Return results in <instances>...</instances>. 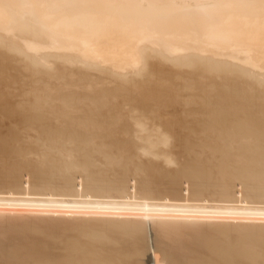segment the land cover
Instances as JSON below:
<instances>
[{
    "label": "bare ground",
    "instance_id": "6f19581e",
    "mask_svg": "<svg viewBox=\"0 0 264 264\" xmlns=\"http://www.w3.org/2000/svg\"><path fill=\"white\" fill-rule=\"evenodd\" d=\"M146 258L264 264V0H0V264Z\"/></svg>",
    "mask_w": 264,
    "mask_h": 264
},
{
    "label": "rangeland",
    "instance_id": "374dc122",
    "mask_svg": "<svg viewBox=\"0 0 264 264\" xmlns=\"http://www.w3.org/2000/svg\"><path fill=\"white\" fill-rule=\"evenodd\" d=\"M153 259V258H152ZM152 259H147L146 258V264H153L154 262H153V260ZM152 262V263H151Z\"/></svg>",
    "mask_w": 264,
    "mask_h": 264
}]
</instances>
